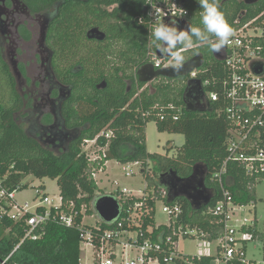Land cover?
I'll return each mask as SVG.
<instances>
[{
    "label": "trees",
    "instance_id": "trees-1",
    "mask_svg": "<svg viewBox=\"0 0 264 264\" xmlns=\"http://www.w3.org/2000/svg\"><path fill=\"white\" fill-rule=\"evenodd\" d=\"M178 1L187 11L184 23L202 27V10L195 0ZM18 2L32 16L41 15L50 23L47 44L53 51L52 69L58 84L68 92V98L60 114L55 107L56 122L47 115L40 119L41 126L36 127L37 120L32 118V113L24 114L0 39V181L3 185L9 190L22 191L28 187L22 183L28 176L55 179L62 209L69 213L72 205V210L78 213L76 222L80 223L81 209L86 208L85 214L91 215L88 207L101 192L91 176L97 166L87 160L82 145L100 133L110 132L109 140L98 139L101 146L108 141L102 162L138 163L142 168L145 192L149 194L148 214L141 226L144 237L152 236L147 231L149 228L152 233H169L165 227L155 228L156 201L161 200L165 191L164 202L180 208L176 227L194 229L204 239L215 241L223 230L212 210L222 199L215 175L228 155L225 138L230 124L223 111L226 101L220 97V102L207 103L202 112L189 111L184 94L187 89L191 90L193 104L196 96L193 85L188 87L192 81L189 76L159 78L157 85L150 89L138 81L136 73L141 67L161 59L156 56V43L149 34L146 0ZM218 3L232 28L236 27V20L241 24L264 12V0L253 5H245L241 0H218ZM92 30L99 34L90 39L88 33ZM23 33L28 36L26 30ZM197 54L203 62L196 80H208L210 86L206 90L221 93V82L226 76L223 63L213 56L208 44L198 42L183 52L184 63ZM18 114L22 116L20 123L27 125L24 130L18 125ZM153 121L158 132L183 137V144L173 156L168 154L170 149L164 155L147 151L145 128ZM197 165L205 172V188L211 194L209 204L200 209L194 208L183 196L173 198L161 183L171 174L185 179ZM223 179L235 206L255 202V186L260 181L248 177L242 166L228 163ZM139 201L135 198L130 203ZM242 231L254 233L264 243V227L258 232L254 223ZM40 233L38 240H24L13 251L23 237V230L11 221H2L0 262L10 255L6 264H79V237L75 228L58 225L51 219L41 227ZM214 259L186 256L174 264H210ZM233 264L241 263L234 261Z\"/></svg>",
    "mask_w": 264,
    "mask_h": 264
},
{
    "label": "built area",
    "instance_id": "built-area-1",
    "mask_svg": "<svg viewBox=\"0 0 264 264\" xmlns=\"http://www.w3.org/2000/svg\"><path fill=\"white\" fill-rule=\"evenodd\" d=\"M186 15L184 5L178 0H146L145 16L150 25V33L157 17L166 23L177 21L180 26L185 22ZM234 24L236 27L233 28L230 42L220 52L215 53V58L223 63L226 71L221 82V93L207 91L210 86L208 80L200 82L199 88L195 89V99L203 107L207 103L220 102V97L226 101L223 111L230 124L225 138L228 155L215 175L222 199L212 210V215L222 225V234L215 241H209L194 229H184L182 225L176 227L180 208L177 204L165 203L166 192L163 191L162 198L156 201V205L158 202L163 204L162 212L168 220L165 225L155 223V228L165 227L169 229V233H152L149 228L147 231L152 236L144 237L141 226L143 217L148 214L146 199L149 194L145 192L146 186L144 191H138L141 192L140 197L133 196L126 188L116 187L106 196H112L117 201V218L108 223L99 221L93 226H87L83 224V218L80 223L76 222L78 213L72 210V205L69 213L62 209L60 197L59 204L54 206L52 200L42 194L38 203L30 209L28 203L18 204L17 190H9L0 181V223L8 220L20 225L23 230V237L13 251L24 240H38L41 227L52 219L58 225L78 231L80 255L83 247L90 251L88 264H174L175 261L186 258L177 249L178 241L183 238L196 240V251L192 256L196 259L215 258L220 264H233L234 261L241 264H264V261L246 259L245 244L257 238L254 233L243 232L242 228L252 227L254 222L249 225L242 224L237 229L229 224L231 217L244 206L233 204L232 196L225 187L227 182L223 179L227 164L237 163L243 167L248 177L256 182L264 181V12L247 22L240 24L236 20ZM153 65L155 69L174 66L166 57L156 59ZM254 68L258 70L257 73ZM188 76L189 79L196 80L197 70H193ZM216 111L220 112V109ZM101 137L109 140L112 134L100 133L93 140L84 141L82 145V152L87 160L97 166L91 173L95 182L97 175L105 173L107 166V161L102 160L105 158L108 141L104 146L99 145L98 139ZM127 165L128 170L124 169L125 177L134 175L129 166H140L138 163ZM39 196L40 190L37 189L35 197ZM135 198L140 201L131 204V199ZM83 209L80 214L84 217ZM9 257L10 255L0 264H6Z\"/></svg>",
    "mask_w": 264,
    "mask_h": 264
},
{
    "label": "rangeland",
    "instance_id": "rangeland-1",
    "mask_svg": "<svg viewBox=\"0 0 264 264\" xmlns=\"http://www.w3.org/2000/svg\"><path fill=\"white\" fill-rule=\"evenodd\" d=\"M43 18V16H41ZM2 22L5 21V15L2 14L0 16ZM5 42L9 43V39L5 38ZM6 61L10 67L12 74L14 75L15 72L13 70L12 65L9 62V58L6 55ZM166 79V78H162ZM175 79V78H174ZM168 80V79H166ZM157 83L153 81L151 83L145 84V87H155ZM27 90L26 87H23L21 90V94ZM26 93V91H25ZM26 104L23 108L24 112L30 110L32 106V101L25 97ZM47 112V111H45ZM18 125L21 129H26V125L21 124L18 121ZM145 136H146V148L149 153H158L161 155L166 154L167 149H170L168 154L169 156H173L178 148L183 144V137L180 134H170V133H160L156 129L155 122H149L145 128ZM95 151V149L93 148ZM91 150V151H93ZM106 174H98L96 177V184L101 192H98L97 197L94 199L93 203L88 207V210L92 212L91 215H86L84 213L83 217V224L87 226H93L97 222L101 221L94 210L95 202L101 197V193L105 196L109 193H112L116 187L119 189L126 188L132 192V195L135 197H140L141 192L139 190L144 191L146 186V182L142 176V169L141 166L133 167L129 166L134 172V175L131 177H125L124 169L127 168V164H120L116 160H111L106 166ZM116 181V183H113ZM23 184H27L28 187L25 190L18 191L16 193V201L18 204L23 205L24 203H28L30 209L35 206L41 198L42 194L48 196L54 206L59 204V190L56 184L55 179L51 178H43V179H36L33 176L26 177ZM41 186L43 188H39L40 196L35 197L37 193V188ZM255 196L256 200L253 204H249L248 206L242 207L240 210H237L236 213L231 217L229 224L233 228H239L242 224H252L255 223L256 230L258 232H262L264 227V181L259 182L255 186ZM163 204L158 202L155 208V223L156 225H165L167 223V216L162 212ZM84 211L86 208L83 209ZM178 252L183 256H194L196 251L197 242L194 239H180L177 244ZM246 248V259L249 261L254 262H262L264 261V243L253 240L249 241L245 244ZM81 264H88L90 262V251L88 248H81ZM210 264H220L218 260L214 259L211 261Z\"/></svg>",
    "mask_w": 264,
    "mask_h": 264
},
{
    "label": "flooded vegetation",
    "instance_id": "flooded-vegetation-1",
    "mask_svg": "<svg viewBox=\"0 0 264 264\" xmlns=\"http://www.w3.org/2000/svg\"><path fill=\"white\" fill-rule=\"evenodd\" d=\"M2 14L5 15V21L0 19V39L4 59L7 55L15 72L13 76L23 108L26 96L32 101L30 110L24 114L32 113V118L37 120L36 127L41 126L40 119L47 115L52 116L53 122H56L55 107L60 114L68 92H64V87L58 84L52 69L53 51L47 44L50 23L41 15L32 16L20 6L18 0H0V16ZM24 30L29 37L23 33ZM6 36L9 43L5 42ZM196 57L195 62H203L200 54L192 59ZM23 87L27 90L21 94ZM188 101L192 103L191 98ZM21 118L18 114L17 121L21 122Z\"/></svg>",
    "mask_w": 264,
    "mask_h": 264
},
{
    "label": "water",
    "instance_id": "water-1",
    "mask_svg": "<svg viewBox=\"0 0 264 264\" xmlns=\"http://www.w3.org/2000/svg\"><path fill=\"white\" fill-rule=\"evenodd\" d=\"M241 1H243L245 5H253L256 4L259 0ZM187 25L189 24L184 23L183 25L179 26V28L183 29ZM98 34L99 32L97 30H92L88 33V37L91 39L94 38V35ZM213 54L214 56H216L215 53ZM156 56L158 58H163L161 57L158 50L156 51ZM195 60H197V57L185 62L184 67L179 69V71L175 70L174 67L155 69L154 65L149 63L144 65L137 71V79L140 83L147 84L158 78L174 79L179 77H187L190 72L198 69L201 66V62H195ZM253 70L255 73H257L258 71L255 68ZM191 85H193L192 87L199 88L200 82L197 80L189 81L188 87H190ZM190 91V89H187L186 93L184 94V103L186 105V108L189 111H204V108L200 106L198 101L196 102L195 106H193L192 103L188 101V99L190 98ZM204 182L205 172L200 166L197 165L193 168L192 173L189 177L180 179L175 174H171L167 180H162L161 183L167 188L169 195H171L173 198L183 196L190 202V204L194 208L200 209L202 206H207L211 198V194L206 190ZM94 210L98 218L102 222L106 223L115 220L119 214L118 203L112 196L100 197L95 202Z\"/></svg>",
    "mask_w": 264,
    "mask_h": 264
},
{
    "label": "clouds",
    "instance_id": "clouds-1",
    "mask_svg": "<svg viewBox=\"0 0 264 264\" xmlns=\"http://www.w3.org/2000/svg\"><path fill=\"white\" fill-rule=\"evenodd\" d=\"M195 3L202 10V27L189 24L181 29L177 21L166 23L157 17L150 33L161 57H168L177 71L184 67L185 50L192 49L198 42L208 44L211 52L218 53L230 42L234 33L225 14L219 9L218 0H195Z\"/></svg>",
    "mask_w": 264,
    "mask_h": 264
},
{
    "label": "crops",
    "instance_id": "crops-1",
    "mask_svg": "<svg viewBox=\"0 0 264 264\" xmlns=\"http://www.w3.org/2000/svg\"><path fill=\"white\" fill-rule=\"evenodd\" d=\"M183 24H184V23H183ZM183 24H182V25H183ZM180 26H181V25H180ZM212 54H213V52H212ZM213 56H214V54H213ZM214 57H215V56H214ZM201 65H202V62H201ZM171 67H174V66H171ZM200 67H201V66H200ZM200 67H199V68H200ZM168 68H169V67H168ZM199 68H198V69H199ZM198 69H195V70H198ZM158 79H159V78H158ZM158 79H156V80H158ZM156 80H154V81H156ZM152 82H153V81H152ZM147 84H148V83H147ZM195 89H196V87H194L193 90L195 91ZM197 89H198V88H197ZM194 104H196V103L194 102ZM204 109H205V108H204ZM108 163H109V161L107 162V166H108ZM106 169H107V168H106ZM105 174H106V171H105ZM97 184H98V183H97ZM97 186H98V185H97ZM252 204H253V203H252ZM262 231H263V230H262ZM80 263H81V258H80Z\"/></svg>",
    "mask_w": 264,
    "mask_h": 264
}]
</instances>
